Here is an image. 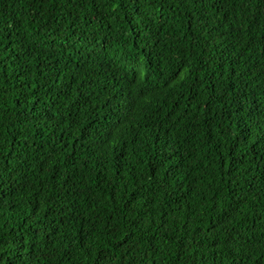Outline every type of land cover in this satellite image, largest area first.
<instances>
[{
	"label": "trees",
	"instance_id": "obj_1",
	"mask_svg": "<svg viewBox=\"0 0 264 264\" xmlns=\"http://www.w3.org/2000/svg\"><path fill=\"white\" fill-rule=\"evenodd\" d=\"M0 264H264V0H0Z\"/></svg>",
	"mask_w": 264,
	"mask_h": 264
}]
</instances>
